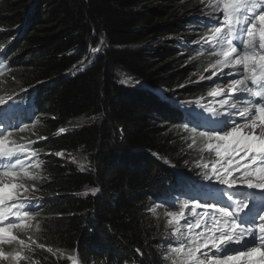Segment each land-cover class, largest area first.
I'll return each mask as SVG.
<instances>
[{
    "label": "trees",
    "instance_id": "trees-1",
    "mask_svg": "<svg viewBox=\"0 0 264 264\" xmlns=\"http://www.w3.org/2000/svg\"><path fill=\"white\" fill-rule=\"evenodd\" d=\"M190 4L202 7L190 0H0L7 65L0 105L7 112L24 100L38 107L39 120L14 139L34 141L43 161L33 239L60 250L37 249L33 264H68L69 253L84 264H169L157 195L177 179L173 164L202 171L198 161H214L207 153L201 159L198 145L188 148L174 101L206 91L197 78L210 73L214 57L201 39L210 10L193 14ZM101 38V51L81 67ZM118 69L140 82L122 83ZM57 151L64 156L48 154ZM76 152L86 159L83 170L69 161Z\"/></svg>",
    "mask_w": 264,
    "mask_h": 264
},
{
    "label": "snow or ice",
    "instance_id": "snow-or-ice-1",
    "mask_svg": "<svg viewBox=\"0 0 264 264\" xmlns=\"http://www.w3.org/2000/svg\"><path fill=\"white\" fill-rule=\"evenodd\" d=\"M209 7L210 34L201 39L214 47V63L205 69L211 70V76H201L200 80H212L219 70L228 84L208 93L219 105L208 109L218 117L211 122L213 126L200 130V125L189 127L185 123L180 127L188 133L189 149L199 145L201 159L205 153L216 157L210 164L197 162L205 169V178L241 192L243 198L234 200L228 195L230 203L224 205L201 203L194 197L179 204L165 200L166 206L179 210L165 213L175 245L169 241L163 255L169 264H264V0H210ZM103 44L101 38L90 55L101 51ZM6 67L0 57V75ZM243 96L247 99L242 100ZM28 128L0 124V261L6 264H33L37 249L53 255L60 251L33 239L40 222L39 212L34 214L30 209L40 207L37 201L43 197L35 195L38 189L29 182L43 179L38 171L43 161L32 147L34 141L13 139L16 131ZM58 132L66 129L61 127ZM48 154L64 156L62 151ZM244 189L258 191V206L257 192ZM98 191L90 189L93 195ZM135 252L144 255L139 248ZM68 259L77 264L75 256Z\"/></svg>",
    "mask_w": 264,
    "mask_h": 264
},
{
    "label": "rangeland",
    "instance_id": "rangeland-1",
    "mask_svg": "<svg viewBox=\"0 0 264 264\" xmlns=\"http://www.w3.org/2000/svg\"><path fill=\"white\" fill-rule=\"evenodd\" d=\"M192 2H199L202 7L199 8L197 7L196 5L194 4H190V12H192L193 14H197V15H203V12L208 9L210 10V12L212 11L211 8L209 7V2L210 0H190ZM195 11H197V13H195ZM207 16V15H206ZM211 26H212V23H211ZM209 30H207L203 37H207L209 35ZM203 42H205L203 40ZM155 43V40L154 42H151L149 44H154ZM206 43V42H205ZM211 46V45H210ZM213 51H214V54H215V49L213 46H211ZM96 54L94 55H89L88 58L84 61V63H82L80 66L81 67H84V65L88 64V62L90 63L93 58L95 57ZM211 63H214V57H213V60ZM77 68H79V66H76ZM209 68V66H207V69ZM218 71V76L217 77H213L212 80H208V79H205V80H200V77L201 76H205V77H208V76H211V70H209V74H202L200 75L198 78H197V81L199 82V84L201 86H206L208 85V88H206V91L203 92V93H200V94H196V95H191L189 96L188 99H186V103H189L190 105L187 106V108H192L194 111H203L204 112V115L206 118H212L214 115H212L208 109L209 107H215V108H219V105L215 103V98L211 97L208 95L209 91H211L214 87L216 86H220V87H226L227 84H228V80L223 77V76H219V70ZM224 72H227L228 69H224L223 70ZM204 72H208V71H204ZM117 73H118V79L126 84V85H129V86H135L137 85L140 81L135 78V76H133L131 73L129 72H126V71H123L122 69H118L117 70ZM207 82V83H206ZM0 90L2 91V88L0 87ZM162 90H165V89H162ZM3 92V91H2ZM172 97H175V95L173 94ZM241 99H247L246 96H243L241 97ZM197 101H199V104L197 103ZM218 119V117L214 116V119L213 120H216ZM236 119H239L238 117H236ZM211 123V122H210ZM187 146V145H186ZM198 149H199V145H198ZM200 152V151H199ZM73 157L75 159H73ZM216 159V157L214 156V160ZM69 161H71L73 164L75 165H78L79 167H81V165H83V168H85L87 166V162H86V159L83 158L79 153H75L74 155H71L70 158H69ZM177 165V164H176ZM178 166V165H177ZM181 166V165H180ZM193 166H195L194 163H188L186 166H181V167H176L175 164H173V167L174 169L176 170V175H177V180H181L182 183H180L181 185H187L188 182H187V179H188V176L189 175H192L194 173L198 174L197 172V169H193ZM8 188L5 189V191H7ZM90 191V189L87 190V192ZM163 211H161L160 213H155L157 216H162L165 224L167 225V218L165 216V213L169 210H166L164 207H162ZM168 228V226H167ZM166 230V229H165ZM170 228H168L167 230V234L164 235V241H168V240H171L172 242L174 241L171 236L169 235L170 233ZM175 243V242H174ZM166 251V247L164 246V252ZM68 257H70V255H67ZM0 264H4L2 261H0Z\"/></svg>",
    "mask_w": 264,
    "mask_h": 264
},
{
    "label": "bare ground",
    "instance_id": "bare-ground-1",
    "mask_svg": "<svg viewBox=\"0 0 264 264\" xmlns=\"http://www.w3.org/2000/svg\"><path fill=\"white\" fill-rule=\"evenodd\" d=\"M5 64H6V63H5ZM181 113H182V120H185V118H186V117L184 116L185 112L181 110ZM192 117H193V116H192ZM187 120H189V118H187ZM13 136H14V135H13ZM204 172H205V169H203L202 171H200V174L204 176Z\"/></svg>",
    "mask_w": 264,
    "mask_h": 264
}]
</instances>
